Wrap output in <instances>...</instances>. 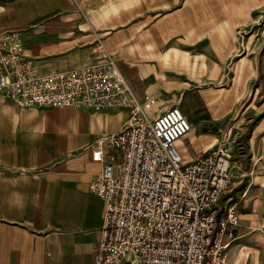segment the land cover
I'll return each instance as SVG.
<instances>
[{
    "label": "crops",
    "instance_id": "1",
    "mask_svg": "<svg viewBox=\"0 0 264 264\" xmlns=\"http://www.w3.org/2000/svg\"><path fill=\"white\" fill-rule=\"evenodd\" d=\"M189 10L185 0H0V28L21 31L26 54L43 72L110 53L140 97L166 92L169 75L185 65L182 41L168 40L182 28L153 24V16L165 20ZM126 109L25 107L0 94V264H96L105 200L90 188L103 166L92 151L129 116L111 125L102 113ZM213 143L209 133H187L177 142L187 160ZM238 238L237 229L231 244H240L228 251L229 260L246 264L242 248L249 239Z\"/></svg>",
    "mask_w": 264,
    "mask_h": 264
},
{
    "label": "built area",
    "instance_id": "2",
    "mask_svg": "<svg viewBox=\"0 0 264 264\" xmlns=\"http://www.w3.org/2000/svg\"><path fill=\"white\" fill-rule=\"evenodd\" d=\"M0 94L25 107L130 109L92 153L103 166L90 188L105 200L96 264H230L238 204L222 212L219 202L240 179V166L222 145L185 160L177 141L192 125L179 103L151 118L110 53L43 72L18 29H0Z\"/></svg>",
    "mask_w": 264,
    "mask_h": 264
},
{
    "label": "rangeland",
    "instance_id": "3",
    "mask_svg": "<svg viewBox=\"0 0 264 264\" xmlns=\"http://www.w3.org/2000/svg\"><path fill=\"white\" fill-rule=\"evenodd\" d=\"M185 4L190 10L183 16L152 18L153 24L182 28L169 33L168 40H180L185 47L183 71L169 75L167 91L159 97L150 91L136 96L151 118L179 103L192 125L189 133L214 137L199 156L221 145L229 148L242 175L219 205L223 212L231 202L238 204L240 225L234 233L239 230L237 240L249 239L242 248L246 264H264V0H185ZM120 108L127 109L121 114L104 112L101 117L114 125L130 116L128 107ZM109 134L101 135L95 146ZM229 196L232 200L224 204ZM233 243L229 250L240 241Z\"/></svg>",
    "mask_w": 264,
    "mask_h": 264
},
{
    "label": "bare ground",
    "instance_id": "4",
    "mask_svg": "<svg viewBox=\"0 0 264 264\" xmlns=\"http://www.w3.org/2000/svg\"><path fill=\"white\" fill-rule=\"evenodd\" d=\"M156 103H157V101L156 100H154V105H156ZM161 112V111H160ZM230 248V247H229ZM229 250V249H228Z\"/></svg>",
    "mask_w": 264,
    "mask_h": 264
}]
</instances>
